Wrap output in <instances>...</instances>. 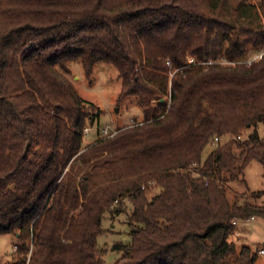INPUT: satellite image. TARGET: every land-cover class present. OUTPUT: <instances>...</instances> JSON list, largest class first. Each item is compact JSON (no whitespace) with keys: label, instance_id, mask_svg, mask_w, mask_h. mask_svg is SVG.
Masks as SVG:
<instances>
[{"label":"trees","instance_id":"obj_1","mask_svg":"<svg viewBox=\"0 0 264 264\" xmlns=\"http://www.w3.org/2000/svg\"><path fill=\"white\" fill-rule=\"evenodd\" d=\"M73 63L89 79L113 66L143 122L86 145L100 113ZM259 125L264 0H0V236L18 238L12 264H104L103 220L127 204L132 244L115 264H256L261 250L231 239L264 207L230 185L253 162L264 172Z\"/></svg>","mask_w":264,"mask_h":264},{"label":"rangeland","instance_id":"obj_2","mask_svg":"<svg viewBox=\"0 0 264 264\" xmlns=\"http://www.w3.org/2000/svg\"><path fill=\"white\" fill-rule=\"evenodd\" d=\"M256 1V0H250ZM261 56L252 57L253 60ZM71 79L79 95L87 102L92 103L100 113V118L94 125H88L85 136V144H91L104 130L116 132L120 128L143 122L144 113L135 98H127L120 101L122 83L118 71L111 65L98 63L89 79L81 64L73 63L69 66ZM156 105L158 102H155ZM250 131H248L249 133ZM258 133L264 138V125H259ZM37 149L29 147L30 159H34ZM209 151L205 153V157ZM244 182H235L230 185V197L235 193L247 195L250 203L264 207V195L258 197L255 193L264 190V172L258 162L251 163L245 172ZM154 191L149 193L152 197ZM132 207L127 204V212L112 217L107 214L103 220V234L98 238V247L101 251L100 258L104 264H115L123 256V252L116 249L118 245L129 246L132 244L130 227L128 224ZM238 249L249 247L254 251L264 250V217H256L253 220L237 221L235 223V235L231 239ZM19 245L15 235L0 236V264H12L15 248ZM256 264H264V255H259Z\"/></svg>","mask_w":264,"mask_h":264},{"label":"built area","instance_id":"obj_3","mask_svg":"<svg viewBox=\"0 0 264 264\" xmlns=\"http://www.w3.org/2000/svg\"><path fill=\"white\" fill-rule=\"evenodd\" d=\"M256 1H259V0H256ZM87 132H88V129L85 132V136L87 135ZM116 133L117 132H109L108 130H104V131H102V137H104V138H113L116 135ZM216 143H218V139H215L214 144H216ZM260 254L264 255V250H261Z\"/></svg>","mask_w":264,"mask_h":264},{"label":"water","instance_id":"obj_4","mask_svg":"<svg viewBox=\"0 0 264 264\" xmlns=\"http://www.w3.org/2000/svg\"><path fill=\"white\" fill-rule=\"evenodd\" d=\"M161 102L163 103V102H164V100H161Z\"/></svg>","mask_w":264,"mask_h":264},{"label":"crops","instance_id":"obj_5","mask_svg":"<svg viewBox=\"0 0 264 264\" xmlns=\"http://www.w3.org/2000/svg\"><path fill=\"white\" fill-rule=\"evenodd\" d=\"M253 220V219H252Z\"/></svg>","mask_w":264,"mask_h":264}]
</instances>
